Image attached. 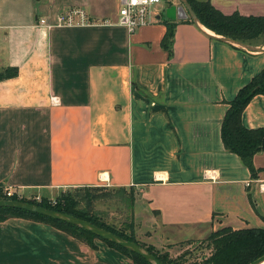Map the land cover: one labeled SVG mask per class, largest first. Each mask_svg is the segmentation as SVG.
<instances>
[{"label": "crops", "instance_id": "crops-1", "mask_svg": "<svg viewBox=\"0 0 264 264\" xmlns=\"http://www.w3.org/2000/svg\"><path fill=\"white\" fill-rule=\"evenodd\" d=\"M210 1L225 14L264 15V0ZM172 4L180 6L163 0L156 21L130 34L38 24L71 6L116 18L120 0H0V71L17 68L0 80L1 189L48 200L83 187L133 190L145 244L169 253L223 227H264V151L253 176L221 134L230 102L264 68V50L178 18L170 56L162 40ZM242 120L264 126V94ZM93 244L48 222L0 221V264H135Z\"/></svg>", "mask_w": 264, "mask_h": 264}, {"label": "trees", "instance_id": "trees-1", "mask_svg": "<svg viewBox=\"0 0 264 264\" xmlns=\"http://www.w3.org/2000/svg\"><path fill=\"white\" fill-rule=\"evenodd\" d=\"M188 1L192 5L199 21L216 34L227 36L247 44H264V15H244L238 11L225 14L214 6L210 0ZM180 21L194 23L189 15L182 18ZM178 23L179 22L176 20H165L167 31L162 40V46L169 52L170 56L173 55L175 33ZM16 74V67L6 68L0 71V80L13 77ZM259 94H264V68L259 74L254 76L251 81L240 88L236 97L230 102L221 128L222 140L225 148L236 153L250 169L253 176L257 175V169L254 165V155L264 151V126L248 128L243 123L242 115L252 98ZM78 189L80 190L81 188ZM83 189L87 190V192H96L99 191L101 187H83ZM121 189L123 191L125 190V188ZM98 196L100 195L86 193L84 198L90 203ZM0 199L21 200L81 218L109 232L115 233L120 237L137 242L164 264H183L184 258L186 257L185 253L177 258H172L169 252L162 253L154 246L136 241L133 236L111 227L87 210L78 209V200L75 199L73 195L68 194L63 195L62 198H56L53 204L50 200L45 198L37 201L29 200L24 197L19 198L16 195L7 196L0 190ZM9 217H24L36 221L48 222L86 242L91 247H94L93 240L97 238L104 241L107 245L127 254L132 258L135 264H153L134 251L102 239L90 231L62 220L21 209L0 208V221ZM198 243L206 244V248H210L211 251L208 256H204L200 261L196 260L192 264H250L264 255V227L233 229L227 226L212 232L207 238L199 240Z\"/></svg>", "mask_w": 264, "mask_h": 264}, {"label": "rangeland", "instance_id": "rangeland-1", "mask_svg": "<svg viewBox=\"0 0 264 264\" xmlns=\"http://www.w3.org/2000/svg\"><path fill=\"white\" fill-rule=\"evenodd\" d=\"M174 1L177 2L178 5H181L179 0H167L168 3H172ZM86 193L95 195L99 194L100 196H98L94 201L88 203L84 198ZM68 194L73 195L74 198L78 200V209L87 210L89 213L96 215L98 219L111 227L133 236L136 241L145 243V231L141 228L143 221L141 222L139 219L137 220L134 214L136 195L133 190L125 189L123 191L121 188L108 187L101 188L96 192H87V190H84L83 188L80 190L76 188L61 191L58 196L52 199L54 201L53 204L55 203L56 198H62L63 195ZM24 198L36 200L35 197ZM198 242L199 241L184 243L182 246H178L176 250L172 251V253L170 252L169 254L170 256L173 254L171 256L172 258H177L186 253L183 264H192L196 260L200 261L202 257L210 254L211 249L206 248V244H200ZM156 249L162 253L168 252L167 249L163 247Z\"/></svg>", "mask_w": 264, "mask_h": 264}, {"label": "water", "instance_id": "water-1", "mask_svg": "<svg viewBox=\"0 0 264 264\" xmlns=\"http://www.w3.org/2000/svg\"><path fill=\"white\" fill-rule=\"evenodd\" d=\"M181 2L180 6L176 4L169 5L165 8V15L168 19L176 20L178 18H184L188 15L191 16L193 22L207 35L211 37H217L222 41L231 42L237 44L239 46L244 47L245 49L251 51H263L264 48H259L251 44H247L245 42L235 40L233 38L219 35L217 36L207 32L202 28V23L199 21L198 16L196 15L195 11L192 8V5L188 0H179ZM161 15L158 16L160 18ZM0 208H15L21 209L32 213H37L46 217L54 218L57 220H62L73 225L79 226L87 231L92 232L93 234L97 235L98 237L108 240L112 243L117 245L123 246L131 251L136 252L137 254L143 256L148 261L152 262L153 264H164L159 259H157L151 252H149L146 248L140 246L138 243L133 241L127 240L119 235L109 232L103 228H100L86 220L81 218L75 217L73 215L56 211L53 209H49L43 206H39L33 203L21 201V200H13V199H0ZM250 264H264V255L260 258L256 259L255 261L251 262Z\"/></svg>", "mask_w": 264, "mask_h": 264}, {"label": "built area", "instance_id": "built-area-1", "mask_svg": "<svg viewBox=\"0 0 264 264\" xmlns=\"http://www.w3.org/2000/svg\"><path fill=\"white\" fill-rule=\"evenodd\" d=\"M163 0H120L116 18H93L80 6H71L57 13L53 22L46 18H39V26L51 27H74V26H125L130 34L139 28L156 21V14L162 9L159 5ZM52 104H59L57 96L51 97ZM7 196L16 195L24 197L10 188L1 189ZM37 201L41 198L35 197ZM51 201V200H50ZM54 202L53 200L51 201Z\"/></svg>", "mask_w": 264, "mask_h": 264}, {"label": "bare ground", "instance_id": "bare-ground-1", "mask_svg": "<svg viewBox=\"0 0 264 264\" xmlns=\"http://www.w3.org/2000/svg\"><path fill=\"white\" fill-rule=\"evenodd\" d=\"M201 25H203V24H201ZM202 28H204L205 30H209L206 26H205V27L203 26ZM209 32H210V31H209Z\"/></svg>", "mask_w": 264, "mask_h": 264}]
</instances>
